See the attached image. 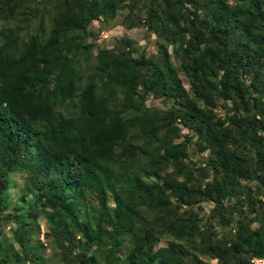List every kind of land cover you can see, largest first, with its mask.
I'll list each match as a JSON object with an SVG mask.
<instances>
[{"label":"trees","instance_id":"obj_1","mask_svg":"<svg viewBox=\"0 0 264 264\" xmlns=\"http://www.w3.org/2000/svg\"><path fill=\"white\" fill-rule=\"evenodd\" d=\"M257 259L264 0H0V264Z\"/></svg>","mask_w":264,"mask_h":264},{"label":"rangeland","instance_id":"obj_2","mask_svg":"<svg viewBox=\"0 0 264 264\" xmlns=\"http://www.w3.org/2000/svg\"><path fill=\"white\" fill-rule=\"evenodd\" d=\"M98 28L104 29V31L101 33L99 40L102 46L111 47L118 37L126 34L129 37L135 39L137 42H139V44L146 50L147 55H151L155 52L156 49L155 37L153 36L147 38L144 30L137 29V30L127 31L123 29V27L120 25V21H115L112 24L96 23L93 26V29L97 30ZM149 105L164 107L161 101L150 100ZM40 222L42 226L45 227V223H46L45 219L42 218ZM166 244L167 241H163L161 243V246H164ZM47 251L49 252L50 250Z\"/></svg>","mask_w":264,"mask_h":264},{"label":"built area","instance_id":"obj_3","mask_svg":"<svg viewBox=\"0 0 264 264\" xmlns=\"http://www.w3.org/2000/svg\"><path fill=\"white\" fill-rule=\"evenodd\" d=\"M255 264H264V259H257L253 261Z\"/></svg>","mask_w":264,"mask_h":264}]
</instances>
